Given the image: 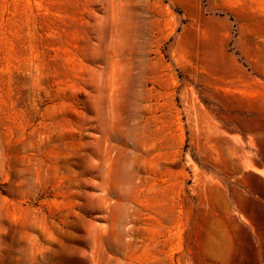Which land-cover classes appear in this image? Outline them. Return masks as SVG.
I'll return each mask as SVG.
<instances>
[{
    "label": "rangeland",
    "instance_id": "rangeland-1",
    "mask_svg": "<svg viewBox=\"0 0 264 264\" xmlns=\"http://www.w3.org/2000/svg\"><path fill=\"white\" fill-rule=\"evenodd\" d=\"M0 264H264V0H0Z\"/></svg>",
    "mask_w": 264,
    "mask_h": 264
}]
</instances>
